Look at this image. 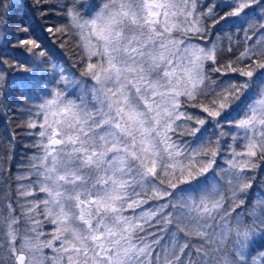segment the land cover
Listing matches in <instances>:
<instances>
[{"label": "snow or ice", "instance_id": "obj_1", "mask_svg": "<svg viewBox=\"0 0 264 264\" xmlns=\"http://www.w3.org/2000/svg\"><path fill=\"white\" fill-rule=\"evenodd\" d=\"M0 41V264H264V0H0Z\"/></svg>", "mask_w": 264, "mask_h": 264}, {"label": "trees", "instance_id": "obj_2", "mask_svg": "<svg viewBox=\"0 0 264 264\" xmlns=\"http://www.w3.org/2000/svg\"><path fill=\"white\" fill-rule=\"evenodd\" d=\"M96 2L99 3L100 0H96ZM207 2L208 0H200V3L202 4ZM213 2L218 3L220 0H213ZM26 11L27 9L18 11L14 19L19 20L24 16ZM217 27L219 28L220 26L218 25ZM229 35L232 36L233 41H235L237 37H239L241 41L244 40L243 33L235 29L230 31L222 30L216 35L211 36L210 39L219 42L223 47L228 45L229 42L227 37ZM69 44L72 46L61 48L59 46V41L53 42L51 38H49L48 41L49 48L54 50L56 59L65 67H71L75 59L74 54L79 51V49L75 47L73 41H69ZM2 48L3 42L0 41V49ZM9 48H11V45H9ZM72 71H76V69L73 68ZM23 102L24 101L18 96L10 95L6 115L0 114V156H3L5 152H8L11 155L9 167L11 168L12 175H15L18 171H22L23 169L21 168V165L25 164L27 157L36 151V149L29 147L34 138L25 135L24 132L26 130L19 127L23 122V118L27 116V113L19 107ZM190 111L195 110L190 109ZM211 131L212 129H209V133ZM14 133H16V135L13 139ZM2 188L3 185L2 182H0V190H2Z\"/></svg>", "mask_w": 264, "mask_h": 264}]
</instances>
